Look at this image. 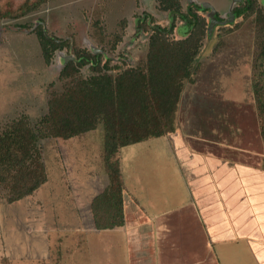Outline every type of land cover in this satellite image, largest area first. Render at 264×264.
I'll return each instance as SVG.
<instances>
[{
    "label": "rangeland",
    "instance_id": "obj_1",
    "mask_svg": "<svg viewBox=\"0 0 264 264\" xmlns=\"http://www.w3.org/2000/svg\"><path fill=\"white\" fill-rule=\"evenodd\" d=\"M188 1L180 0L182 11ZM250 1L252 8L230 24L216 25L210 35L209 11L192 7L204 35L192 79L180 94L174 131L165 135L180 132L220 140L221 128L235 131L244 125L245 141H251L248 128L257 124L260 131L254 86L263 84L259 72L264 70V0ZM201 2L210 3L221 19L232 5L231 0H192ZM169 14L158 0H0V132L17 121L36 125L48 112L52 96L66 92L72 80L99 72L98 65L86 63L61 79L63 65L78 56L101 53V64L109 59L106 70L115 74L145 58L154 24L174 22L169 37L186 36L191 24L177 15L173 21ZM40 28L61 43L48 61ZM101 130L98 125L69 138L40 139L46 181L19 200L0 197V264H108L102 246L93 257L91 245L97 229L91 202L108 183ZM225 137L230 144L236 142L232 135ZM190 141L198 147L203 143ZM252 143L256 148L257 141ZM125 152L121 150L123 157ZM254 160L246 155V161Z\"/></svg>",
    "mask_w": 264,
    "mask_h": 264
},
{
    "label": "crops",
    "instance_id": "obj_2",
    "mask_svg": "<svg viewBox=\"0 0 264 264\" xmlns=\"http://www.w3.org/2000/svg\"><path fill=\"white\" fill-rule=\"evenodd\" d=\"M246 128L121 147L124 222L95 229L93 257L101 245L108 264H264V141Z\"/></svg>",
    "mask_w": 264,
    "mask_h": 264
},
{
    "label": "trees",
    "instance_id": "obj_3",
    "mask_svg": "<svg viewBox=\"0 0 264 264\" xmlns=\"http://www.w3.org/2000/svg\"><path fill=\"white\" fill-rule=\"evenodd\" d=\"M160 8L191 24L182 38H170L169 26L154 24L148 37L145 58L116 72L109 73V59L101 64V53L88 52L76 61L67 62L59 77L72 75V70L89 63L98 73L72 80L66 92L52 96L48 112L34 126L13 122L0 132V197L7 202L19 200L34 192L46 179L40 139L45 136L69 138L101 125L103 160L108 183L91 202L94 226L113 228L124 222L123 179L119 162L121 147L174 131V117L184 83L192 79L204 35L197 13L200 5L188 4L181 10L180 0H158ZM235 18L252 8L250 0L239 1ZM245 3V4H244ZM46 61L61 43L38 31ZM97 72V71H96ZM261 76V77H260ZM74 77V76H73ZM254 95L261 120L264 141V70L260 69ZM101 215V217H100Z\"/></svg>",
    "mask_w": 264,
    "mask_h": 264
},
{
    "label": "water",
    "instance_id": "obj_4",
    "mask_svg": "<svg viewBox=\"0 0 264 264\" xmlns=\"http://www.w3.org/2000/svg\"><path fill=\"white\" fill-rule=\"evenodd\" d=\"M239 0H231V4H235L237 3ZM188 4H192V0L188 1ZM232 5L230 6L228 13H227V17L225 19H220L217 17L216 15V9L208 2H201L200 6L203 9L208 8L209 12L207 13L208 16V25H207V34L210 35L212 33L213 28L216 25H227L233 22V20L235 19V12L233 10Z\"/></svg>",
    "mask_w": 264,
    "mask_h": 264
},
{
    "label": "flooded vegetation",
    "instance_id": "obj_5",
    "mask_svg": "<svg viewBox=\"0 0 264 264\" xmlns=\"http://www.w3.org/2000/svg\"><path fill=\"white\" fill-rule=\"evenodd\" d=\"M239 1H241V0H239ZM239 1H238V2H239ZM196 5H197V4H196ZM200 7H201V6H200ZM263 7H264V3H263ZM196 9H197V8H196ZM202 9H203V8H202ZM197 10H198V9H197ZM233 10H234V8H233ZM203 11H206V12H208V11H209V9H208V8H206V9H204ZM216 15H217V14H216ZM217 17H218V18H220V16H219V15H217ZM220 19H221V18H220Z\"/></svg>",
    "mask_w": 264,
    "mask_h": 264
}]
</instances>
